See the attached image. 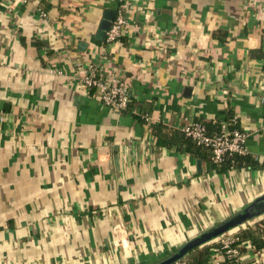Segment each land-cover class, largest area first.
Segmentation results:
<instances>
[{
    "label": "crops",
    "instance_id": "0c3cea01",
    "mask_svg": "<svg viewBox=\"0 0 264 264\" xmlns=\"http://www.w3.org/2000/svg\"><path fill=\"white\" fill-rule=\"evenodd\" d=\"M120 6L121 35L99 39ZM89 59L129 82L137 115L84 86ZM230 108L253 167L150 127L229 124ZM0 111V264L156 260L264 192V0H0ZM254 219L207 242V264H229L224 235ZM246 246L241 264H264Z\"/></svg>",
    "mask_w": 264,
    "mask_h": 264
},
{
    "label": "built area",
    "instance_id": "2783aa9c",
    "mask_svg": "<svg viewBox=\"0 0 264 264\" xmlns=\"http://www.w3.org/2000/svg\"><path fill=\"white\" fill-rule=\"evenodd\" d=\"M124 6L117 9V13L109 28L106 31L105 41L113 42L119 38L122 33L126 16ZM79 75L87 89L94 90V93L105 104L123 110L132 98V92L129 82L115 75L105 76L99 63L89 59L79 67ZM5 119V114L0 111V120ZM181 129L197 143L208 146L212 149V159L214 162H222L226 155L240 153L248 154L247 133L240 128H230L227 123H223L219 132L211 134L207 125L199 120L186 122ZM235 240L234 234H225L223 246L228 254L235 257L238 261L240 250L238 246H233ZM171 264H188L187 260L178 259Z\"/></svg>",
    "mask_w": 264,
    "mask_h": 264
},
{
    "label": "trees",
    "instance_id": "16d2710c",
    "mask_svg": "<svg viewBox=\"0 0 264 264\" xmlns=\"http://www.w3.org/2000/svg\"><path fill=\"white\" fill-rule=\"evenodd\" d=\"M105 40V39H104ZM94 91V90H93ZM137 101L131 100L128 102L127 106L124 108L125 111H133L134 107L137 105ZM141 111L138 113L145 122L149 121V113ZM137 113V112H136ZM135 114V113H134ZM137 115V114H135ZM233 111L228 109V126L230 128H240L237 118H233ZM209 133L214 134L220 131L222 123H206ZM150 127L153 134L156 137V143L158 145H163L167 147H176L177 149L185 152H189L193 155L200 156L202 158H209L215 165L219 168L226 167H253L257 165V159L248 154H228L222 162H214L212 159V149L208 146H203L197 143L192 137L188 136L181 128H175L165 124L164 122H150ZM241 129V128H240ZM235 240L232 242L233 246H238L240 253L247 250L246 245L249 244L253 249H264V216L256 217L250 223L245 226L239 227L235 232H233ZM219 245L216 242L205 243L203 245L197 246L189 251V253L184 257L188 264H207L211 257L213 247ZM226 255V261L229 264H241L235 257L228 254L226 248L223 246Z\"/></svg>",
    "mask_w": 264,
    "mask_h": 264
},
{
    "label": "water",
    "instance_id": "95a60500",
    "mask_svg": "<svg viewBox=\"0 0 264 264\" xmlns=\"http://www.w3.org/2000/svg\"><path fill=\"white\" fill-rule=\"evenodd\" d=\"M115 11L108 10L104 18L101 20L97 37L104 39L106 31L114 19ZM198 165L201 166V160L198 159ZM264 213V192L255 197L251 202L240 208L236 212L230 214L226 218L216 222L209 228L203 230L199 234L189 238L187 241L174 248L172 251L153 261H142L129 264H171L178 259L184 258L190 250L203 245L212 239L224 234L230 229L237 227L253 218Z\"/></svg>",
    "mask_w": 264,
    "mask_h": 264
},
{
    "label": "rangeland",
    "instance_id": "374dc122",
    "mask_svg": "<svg viewBox=\"0 0 264 264\" xmlns=\"http://www.w3.org/2000/svg\"><path fill=\"white\" fill-rule=\"evenodd\" d=\"M252 220V219H251Z\"/></svg>",
    "mask_w": 264,
    "mask_h": 264
}]
</instances>
